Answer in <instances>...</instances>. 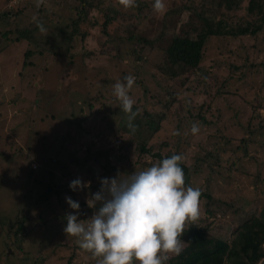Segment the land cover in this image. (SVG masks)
<instances>
[{"label": "rangeland", "instance_id": "1", "mask_svg": "<svg viewBox=\"0 0 264 264\" xmlns=\"http://www.w3.org/2000/svg\"><path fill=\"white\" fill-rule=\"evenodd\" d=\"M163 3V12L157 13L151 6V11L142 19L136 17L135 10L123 9L117 6V0H108L109 6L125 18L121 28L132 30L131 36H137L136 29L155 36L160 29L168 30L169 34L171 30L191 33L200 28V22L191 15L199 11V0H163ZM36 4V0H0V31L16 30L17 35L28 39L27 44L23 40L17 43L0 40V249L4 251L0 255V264H5L4 256H12V253L14 264L24 256L30 258L29 264H95L90 254L67 240L63 232L67 223L65 213L72 211L65 196L78 201L79 218L88 219L93 214V209L86 203L89 193L98 191L99 178L114 177L118 173L105 174L100 163L85 158L88 147L90 152L107 153L109 160L128 148L129 136L120 129L125 121L124 114L112 95V85L124 77L123 72L138 73L129 95L140 112L142 109L160 110L155 101L169 98L166 91L180 93L185 99L183 107L193 109L192 118L183 116L182 104L173 100L161 125L160 136L173 143L182 137L187 142L184 148L182 142L178 144L180 149L183 148L181 162L189 168L188 182L191 185L194 182L196 188L210 196L208 201L200 200L199 217L204 215L202 205L206 202L211 214L207 215L211 232L221 235L229 243L243 214L244 220L252 216L264 222V184L253 180L256 174L264 180V146L261 147L264 128L256 131L255 143L250 144L253 148H249L245 156L242 157L241 151L224 154L223 150L216 161L218 174L213 173L207 163L196 160L201 156L210 159L207 152L212 150L217 134H222L234 147L248 127L252 125L257 129L259 122H264V26L257 37L207 38L202 47L199 70L185 73L184 68L173 66L166 55L155 59L153 64L146 61L144 66L134 58L124 57V52H128L122 48L125 37L124 33L113 30L116 23L107 26L108 37H100L98 32L78 25V34L88 38L83 41L72 38L69 43H64L62 36L50 34L58 26L66 33L70 32L69 23L76 16L69 6L76 5V1L43 0L39 11L35 10ZM178 6H189V9L181 11L173 24L168 18L159 22L166 11ZM243 11L242 4L240 10L221 11L213 19L236 26ZM100 15L104 17L103 11ZM34 16L41 22L42 16L47 20L54 18L55 29L49 30L44 22L47 32L42 33L33 22ZM9 36L14 40L13 34ZM47 37L52 41L42 47V39ZM40 39L41 47L35 51L34 45ZM27 51L31 55L25 58L23 55ZM152 53L150 57L155 56V52ZM110 56L112 60L108 61ZM118 63L123 66L117 67L116 72L114 68L119 66ZM108 66L116 74L96 70ZM115 75L118 77L112 79ZM103 77L111 80L101 83ZM98 92L101 93L99 97ZM95 95L98 102H93V110L99 107L100 101L104 111L89 116L86 104L92 103L88 97ZM110 101L113 116L107 112ZM198 115L209 123L200 124ZM194 124L199 128L197 133L192 132ZM177 132L179 135L175 134ZM59 146L62 147L57 154L58 162L52 165L56 169L54 173L52 171L54 178L50 188L53 193L42 197L46 182L44 175L37 174L38 166L47 158H54ZM134 152L127 151L137 155ZM237 157H240L239 161H236ZM71 159L77 160V164L74 165ZM144 159L145 162L152 160L149 154L144 155ZM231 162L235 167L228 171ZM63 163L65 168L58 169ZM141 163L138 161L120 173L127 175L146 169ZM78 177L90 181V188L73 192L69 183ZM36 180L42 182L34 185ZM258 189L262 194L256 193ZM38 216L42 217L40 225ZM23 217L27 220L22 226L33 230V235L29 234L18 249L20 235L16 233V227ZM261 263L262 260L257 264Z\"/></svg>", "mask_w": 264, "mask_h": 264}, {"label": "trees", "instance_id": "2", "mask_svg": "<svg viewBox=\"0 0 264 264\" xmlns=\"http://www.w3.org/2000/svg\"><path fill=\"white\" fill-rule=\"evenodd\" d=\"M75 1L76 5L74 4L73 6H69L72 7L76 16V19L72 20L69 23L68 27L70 28V32L66 33L63 28H60L58 26L57 29L53 32V34H50L51 36H62V40L64 41V43H69L72 38L83 41L84 38L87 39L88 37L80 36L78 34L77 30L79 25L83 26V28H85L86 30L95 32L96 34L98 32L100 37H108L109 33L108 31H106L108 30L107 26L116 23V26H114L115 28L113 30H117L119 34L124 33L123 36L125 37V45H122V48L124 50H127L128 52L127 54L126 51L124 52V57H126L127 59L134 58L135 61H138L140 65L144 66L146 64V61L153 64L155 59H160L161 55H166V57L171 61L173 66L184 68L185 73L195 72L196 70H199V65L202 60V47L207 38H237L248 35L257 37L263 32L262 28L264 26V0H199V11L192 12L191 14L195 19H197V21L200 22V28L198 30H192L191 33H175V30H171L168 34V30L161 31L160 29L157 35L150 36L146 35V33L144 32H139V30L141 29H136L138 30L137 36H131L130 33L132 32V30H128L127 28H121V24L124 22L125 18L120 17V13L109 6L108 0ZM48 2H50V0H48ZM153 4L154 2L137 0V6L130 8V10H135L138 13L136 17H142V19H144L147 16V12L151 11V6H153ZM242 4L244 6V14L241 16V18H239V22L238 24H236V26L227 25L222 21L214 22L213 18L214 15H217V13L221 11L230 12L236 9L240 10V6ZM121 8L124 9L123 6H121ZM186 9H189V6H178L177 9H170L168 12L166 11V13L163 14V17L159 20V22H161V20L165 21L168 18V20L172 21L173 24L175 20L174 18H177L179 13ZM35 10L39 11L40 8L36 7ZM102 11L104 13V17L100 15ZM15 14L16 12L14 13V15ZM41 18L42 23L44 24V22H46V26H48L49 30L55 29L56 26L53 21L54 18L48 20L45 19L46 16H42ZM63 19L65 18L63 17ZM11 34L15 36L14 40L9 36ZM17 34L18 32H16V30H6L4 32L0 31V40H4V42L14 41L15 43L19 42L20 40H23L27 44V37ZM263 36L264 33H262V37ZM165 39L166 43L163 44ZM42 40V47H44V45L47 47L48 44L52 41L50 37H47L46 39ZM38 42L39 43L34 45L35 51H37V49L41 47V39ZM103 42L106 43V39H104ZM160 42L163 44V47ZM122 48L121 52H123ZM1 51L2 50L0 47V53ZM152 52H155V56H151V58L150 55H153ZM28 55H31L30 51L25 52L23 56L27 58ZM111 60L112 56L109 57L108 61ZM25 65L26 64L23 62V67ZM120 66L123 65L120 64L119 66H116L114 68L116 72L118 71L117 67ZM96 70H102L113 75L116 74L115 72H111L113 70L111 66H108L105 69ZM123 73L125 74L123 76L129 74H134L135 76L136 74H138L137 72L133 71ZM114 77L117 78L118 75L113 76L112 79H114ZM107 80L111 79L103 77L100 82L105 83ZM96 94L99 97L101 93L98 92ZM166 95L169 98H165L162 100L159 99L155 101L160 107V110L146 111L142 109L140 112L137 107L133 106V111L138 110L139 112L136 119L134 120V124L136 125L135 133H131L130 130L127 128V116L122 111V113L124 114L125 121L120 127V129L123 133L129 136L128 148L124 151V153H121L114 159L109 160L108 156L106 155L107 153L104 152L105 154H103V152L100 150L90 152V148L88 147L86 149V151L88 152L86 154L85 160L100 163L101 166L105 169V174H111L112 172H122L124 168H127L130 165H135L138 163V161L142 162V167L148 168L153 164L159 163L163 158L170 157L172 154L181 155V151L184 147L187 146V142H184L183 137L182 139L180 138L177 143L171 142L166 137H161V125L164 119L166 118L167 110L173 100L182 104L181 109L183 110V116L192 118L193 109H191L190 107H186L185 109L183 107L185 99L181 97L180 93L166 91ZM88 99L93 100L92 103L86 104L89 116H93L98 111H104V106L100 101L99 107L93 110L94 103L98 102L96 95L90 96L88 97ZM113 99L117 102L115 97ZM111 102L112 101H110L107 106V112L110 116H113L114 110L111 109L114 108L110 109ZM168 102L170 103L168 104ZM199 110H201V108H199ZM197 118L201 120L200 124L209 123L206 120L204 121L201 115H198ZM263 128L264 122H259L257 129L256 126L253 127L251 125L250 127H248L245 134L240 135L234 147L231 146V143H228V141H226V138L222 134H217L216 136H214L216 142L213 145L212 150L207 152L210 159L201 156L197 157L196 160L201 163H207V167L211 169L213 173L218 174V165L216 161H218V159L220 158V153L223 152V150L224 154H226V152L241 151L243 152L242 157L245 156L248 152V149L253 148V146L251 145H254L255 143L253 139L254 134L256 133V131H262ZM180 142H182L183 147L181 149L178 145ZM224 146L226 147V149L223 148ZM263 146L264 142L261 147ZM61 147L62 146L58 147V151L54 158H47V160L43 161L38 166L37 174H41L42 176L44 175L43 178H45L46 182L45 190L41 191L42 197L47 196V194L53 193L52 188L50 187L52 179L54 178L52 171L56 169H53L54 167H52V165L57 164L58 161L56 158L57 154L61 150L59 148ZM128 150H135L134 153H136L137 155L127 153ZM62 154L66 155L67 153ZM146 154H149L151 156L152 160L150 162H145L144 155ZM239 159L240 157H237L236 161H239ZM76 161L77 160H72L74 165L77 164ZM64 165V163L63 165H58V169H64ZM180 166L182 167L185 174V186H191L193 188H196L194 182L192 183V185L188 182L189 168L182 162L180 163ZM232 167H235L233 162L228 165L227 170L230 171ZM34 174L36 175V173ZM256 175L253 179L254 182H258V184L263 185L264 180L262 181L259 176ZM41 182L42 181L38 182V180H36L34 181V185L39 184ZM220 189L222 190L221 186ZM221 190L220 192L222 193ZM201 193L202 194L200 200H203L204 198L207 201L210 200V196L204 194L203 191ZM256 193L262 194L259 189L256 191ZM206 205V202H203L202 209L204 210V215L202 217H199L198 220L194 223L186 224L185 233L181 237L182 240L185 242L183 251L179 255L175 256L174 259L169 260L167 264H257L260 260H262L261 264H264V251L262 248L264 247V222L252 216L248 218L246 217V219L244 220L243 214L238 220L239 222L236 223L235 229L231 234L233 238L228 243L227 241L221 238V235L214 234L211 232L210 224L208 222L207 217V215L211 214L210 211L207 209ZM239 208L240 205L237 206V209ZM231 210L236 212V209ZM88 211H91V209H88ZM39 219L41 220L42 217L38 216V221L40 225ZM26 220L27 218L23 217L17 223L18 225L16 227V233L20 235L18 238V249H20V247L23 245L25 239L29 237V234L33 235V230L27 229L26 227L22 226ZM13 236H16V234H13ZM3 252L4 251L0 249V255H2ZM4 257L6 261L5 264H14L13 253L12 256L8 255L7 257ZM28 260H30V258L24 256L23 258H20L18 260V264H29Z\"/></svg>", "mask_w": 264, "mask_h": 264}, {"label": "clouds", "instance_id": "3", "mask_svg": "<svg viewBox=\"0 0 264 264\" xmlns=\"http://www.w3.org/2000/svg\"><path fill=\"white\" fill-rule=\"evenodd\" d=\"M43 0H37L39 8ZM117 6L130 9L137 0H118ZM163 0H154L153 10L163 12ZM33 22L47 32L36 17ZM136 77L129 74L112 85V95L127 116V128L135 133V101L129 95ZM199 128L193 125L192 132ZM179 135V132L175 133ZM182 155L172 154L159 163L125 175L99 178L100 188L89 193L86 203L93 209L88 219H79L80 204L70 196L65 201L72 211L65 213L63 228L67 240L90 254L95 264H167L173 255L183 251L185 226L200 216L201 189L185 186L180 166ZM91 186L90 181L76 178L69 183L73 192Z\"/></svg>", "mask_w": 264, "mask_h": 264}]
</instances>
